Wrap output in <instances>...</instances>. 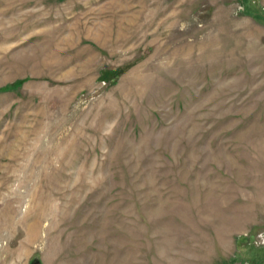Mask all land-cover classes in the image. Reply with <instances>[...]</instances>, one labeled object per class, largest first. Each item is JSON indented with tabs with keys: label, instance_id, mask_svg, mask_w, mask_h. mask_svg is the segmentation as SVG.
Instances as JSON below:
<instances>
[{
	"label": "rangeland",
	"instance_id": "374dc122",
	"mask_svg": "<svg viewBox=\"0 0 264 264\" xmlns=\"http://www.w3.org/2000/svg\"><path fill=\"white\" fill-rule=\"evenodd\" d=\"M0 264H264V0H0Z\"/></svg>",
	"mask_w": 264,
	"mask_h": 264
}]
</instances>
